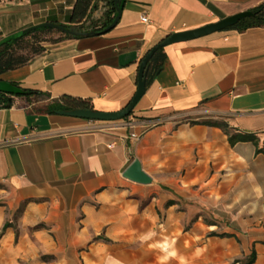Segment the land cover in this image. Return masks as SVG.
Segmentation results:
<instances>
[{
  "label": "crops",
  "instance_id": "1",
  "mask_svg": "<svg viewBox=\"0 0 264 264\" xmlns=\"http://www.w3.org/2000/svg\"><path fill=\"white\" fill-rule=\"evenodd\" d=\"M75 1L0 0V42L44 22L67 23ZM263 2L124 0L112 29L84 34L111 7L95 0L89 16L72 25L82 35L45 39L24 63L0 73L5 84L46 94L33 104L15 97L0 109V264H239L241 242L245 257L255 250L253 264H264V152L250 141L231 146L221 128L191 122L232 116L230 125L257 134L264 148V26L166 45L126 118L44 112L63 96L89 100L96 110L122 109L137 90L142 59L167 35ZM136 157L150 184L123 176ZM212 167L225 181L215 184ZM196 187L216 198L232 188L248 208L238 223L247 233L206 235L195 251L192 234L167 236L184 229L176 194L187 198Z\"/></svg>",
  "mask_w": 264,
  "mask_h": 264
},
{
  "label": "trees",
  "instance_id": "2",
  "mask_svg": "<svg viewBox=\"0 0 264 264\" xmlns=\"http://www.w3.org/2000/svg\"><path fill=\"white\" fill-rule=\"evenodd\" d=\"M94 3L95 0H76L68 16L67 23H60L56 21L53 22L60 24L66 28V30L59 29L64 33V36L69 37L82 35L83 33H80V31L72 30V25L81 24L89 16L90 12L94 8ZM110 3L111 7L108 10L106 19L101 24V26L98 28H94L84 34L101 33L105 28L113 23L118 14L117 8L123 9L124 0H117V2L115 0H110ZM250 11L254 13L253 16L246 17L240 20L238 24L228 29L244 31L251 27L264 26V2L250 9ZM55 28L56 27L43 26L39 24L13 34L12 36L3 40L0 43V73L24 63L29 58V54L41 50L39 42L45 40L43 35H45L47 31H51ZM163 49V47L158 49L148 63L146 76L147 85L151 82V78L148 77L150 63L163 52ZM24 51H27V53L24 54ZM44 95L46 94H43L41 91L23 88L14 82L7 83L4 88L0 89V109L11 107L14 104L15 97L24 98L28 104H33ZM78 108L94 109L91 101L89 100L71 96H63L60 99L50 102L44 109V112L54 114L59 110H73ZM203 124L221 128L227 135L228 141L231 146H234L236 143L241 141H250L257 147V152H264V148H259L260 139L259 136L255 133H245L243 131H240L238 128L232 127L230 124L223 122L206 121ZM25 204L26 201L19 210H22ZM5 227H7V224L5 225ZM210 235L222 237L232 236L231 233L218 234L216 232H212ZM255 257L256 252L255 250H253L250 255L236 261L239 264H253Z\"/></svg>",
  "mask_w": 264,
  "mask_h": 264
},
{
  "label": "rangeland",
  "instance_id": "3",
  "mask_svg": "<svg viewBox=\"0 0 264 264\" xmlns=\"http://www.w3.org/2000/svg\"><path fill=\"white\" fill-rule=\"evenodd\" d=\"M64 36V33L59 29H52L51 31H47L45 35H43L44 39L48 41H54L58 38ZM233 119L232 116L229 115H208L202 116L195 121H191L192 123H204L206 121L209 122H223L228 123ZM180 120V119H179ZM223 131V130H222ZM212 173H216L215 184H219L221 181H225L224 179L228 176L224 171L216 172L212 167ZM163 189L169 191L171 188L167 185L163 186ZM225 194L220 196L219 198L211 197L210 194L208 197L206 195H201L200 187H196L192 192V195L185 198L179 194H176V202L178 212L184 217V229L178 230L176 233H164L167 236L171 235L173 237L178 238L186 234L193 235V239H198L197 242L194 241V251L198 249V246L206 240V235L211 236L212 232H216L218 234L228 233L235 229L236 233L242 236V234H246L247 230L240 229L239 222L243 223V219L247 220L249 213L246 205H241L238 201L236 202L234 199V191L232 188H228L224 191ZM24 203L21 204V207ZM22 210H19L17 216L20 214ZM163 213H161V217ZM238 227V228H237ZM201 231V233L198 231ZM206 231V232H205ZM241 253L243 259L246 254V247L244 242H241ZM249 253V252H248Z\"/></svg>",
  "mask_w": 264,
  "mask_h": 264
},
{
  "label": "water",
  "instance_id": "4",
  "mask_svg": "<svg viewBox=\"0 0 264 264\" xmlns=\"http://www.w3.org/2000/svg\"><path fill=\"white\" fill-rule=\"evenodd\" d=\"M115 1L117 2V0ZM117 11H118V14L115 20L107 28H105L103 32L109 31L117 24L120 18L122 9L117 8ZM253 15L254 13L252 11L246 10V11H243V12L231 15V16H227L216 22L209 23L202 27L185 30V31H179V32H175V33L167 35L162 41L154 45L142 59L140 63L139 73H138L137 90L135 94L133 95L132 99L130 100V102L122 109L117 110V111H101V110L90 109V108H78V109H73V110H59L57 113L61 115H68V116L82 118V119L100 120V121H117V120L126 118L132 113L135 106L138 104V102L140 101V99L142 98V96L144 95L146 91V76H147L148 63L158 49L165 47L166 45H169L172 43L199 38V37L214 33L216 31L231 28L234 25L238 24L240 20L246 17L253 16ZM40 25L56 27L58 29L66 30L64 26L57 24L55 22H52V21L44 22ZM5 85L6 84L4 82L0 81V89L4 88ZM123 176L137 183L150 184L152 182L151 175H149L143 169L142 163L140 159L137 157L134 158V160L125 169V171L123 172Z\"/></svg>",
  "mask_w": 264,
  "mask_h": 264
},
{
  "label": "built area",
  "instance_id": "5",
  "mask_svg": "<svg viewBox=\"0 0 264 264\" xmlns=\"http://www.w3.org/2000/svg\"><path fill=\"white\" fill-rule=\"evenodd\" d=\"M142 20L144 21V22H147L148 21V17H147V15H143L142 16ZM129 127H134L135 126V120L133 119V118H130L129 120H127V123H126ZM132 136L134 137V138H138L139 137V134H136V133H132Z\"/></svg>",
  "mask_w": 264,
  "mask_h": 264
}]
</instances>
